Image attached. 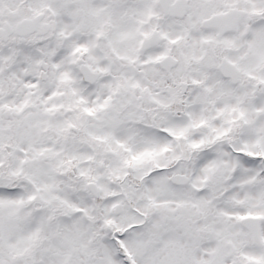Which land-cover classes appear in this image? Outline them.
I'll return each mask as SVG.
<instances>
[{"label":"snow or ice","instance_id":"1","mask_svg":"<svg viewBox=\"0 0 264 264\" xmlns=\"http://www.w3.org/2000/svg\"><path fill=\"white\" fill-rule=\"evenodd\" d=\"M0 264H264V0H0Z\"/></svg>","mask_w":264,"mask_h":264}]
</instances>
